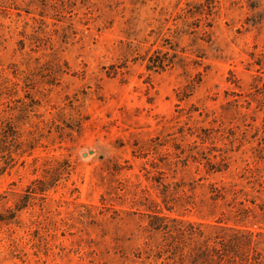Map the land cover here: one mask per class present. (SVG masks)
Masks as SVG:
<instances>
[{"label": "rangeland", "instance_id": "obj_1", "mask_svg": "<svg viewBox=\"0 0 264 264\" xmlns=\"http://www.w3.org/2000/svg\"><path fill=\"white\" fill-rule=\"evenodd\" d=\"M232 230L264 264V0H0V264H193Z\"/></svg>", "mask_w": 264, "mask_h": 264}, {"label": "trees", "instance_id": "obj_2", "mask_svg": "<svg viewBox=\"0 0 264 264\" xmlns=\"http://www.w3.org/2000/svg\"><path fill=\"white\" fill-rule=\"evenodd\" d=\"M173 49V48H172ZM175 49V48H174ZM154 62H157L156 64ZM148 68L153 69L154 67H162L158 61H154L149 59ZM39 184V183H38ZM40 190H45L42 188ZM39 193V187L37 186H29L26 190L24 200L27 201ZM234 230L227 234L225 232H220L213 239L205 238L198 248V253L196 257L192 261L193 264H226L231 261H236L237 258L241 257L239 255V244H241V237L232 234ZM251 241H249L250 243ZM257 260V258H256Z\"/></svg>", "mask_w": 264, "mask_h": 264}, {"label": "water", "instance_id": "obj_3", "mask_svg": "<svg viewBox=\"0 0 264 264\" xmlns=\"http://www.w3.org/2000/svg\"><path fill=\"white\" fill-rule=\"evenodd\" d=\"M94 152H95V150H90L89 152L84 151V152H82V156L86 158V157H88V155L93 154Z\"/></svg>", "mask_w": 264, "mask_h": 264}]
</instances>
